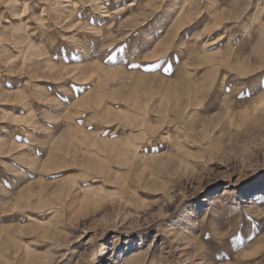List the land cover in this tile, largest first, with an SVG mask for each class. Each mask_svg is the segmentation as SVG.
Listing matches in <instances>:
<instances>
[{
	"label": "rangeland",
	"instance_id": "1",
	"mask_svg": "<svg viewBox=\"0 0 264 264\" xmlns=\"http://www.w3.org/2000/svg\"><path fill=\"white\" fill-rule=\"evenodd\" d=\"M1 237L0 264H264V0H0Z\"/></svg>",
	"mask_w": 264,
	"mask_h": 264
},
{
	"label": "bare ground",
	"instance_id": "2",
	"mask_svg": "<svg viewBox=\"0 0 264 264\" xmlns=\"http://www.w3.org/2000/svg\"><path fill=\"white\" fill-rule=\"evenodd\" d=\"M251 196L253 198H251L252 200H249V202L252 204L254 202H256V198L258 197V195L255 193H252ZM9 241L7 240V238H3L1 237L0 238V252L3 253V252H6L7 251V245H8ZM134 254V253H133ZM17 256V255H16ZM134 258V257H133Z\"/></svg>",
	"mask_w": 264,
	"mask_h": 264
}]
</instances>
